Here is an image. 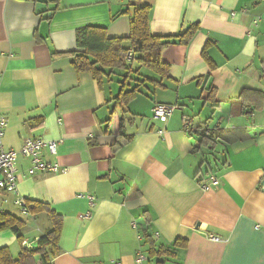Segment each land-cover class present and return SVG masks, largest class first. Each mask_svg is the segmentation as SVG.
Wrapping results in <instances>:
<instances>
[{
	"label": "crops",
	"instance_id": "0c3cea01",
	"mask_svg": "<svg viewBox=\"0 0 264 264\" xmlns=\"http://www.w3.org/2000/svg\"><path fill=\"white\" fill-rule=\"evenodd\" d=\"M132 6H149L151 34L169 42L161 50L168 75L134 70L136 59L128 63L138 91L126 107L123 131L131 141L113 147L108 101L130 77L113 72L98 88L65 54L83 52L75 42L82 28L127 38ZM195 24L194 38L180 45L175 37ZM207 43L214 69L201 57ZM263 63L264 0H0L4 149L19 152L27 137L58 142L56 154L45 157L61 171L26 176L16 186L62 220L57 253L47 250L50 263L264 264V103L244 111L237 99L244 89L264 94ZM156 104L179 109L161 123L151 117ZM16 161L24 173L28 162L19 155ZM209 176L219 185L203 191L200 182ZM6 209L24 223L20 234L28 242L52 230L47 213ZM85 213L90 218L81 220ZM145 235L155 251L175 256L150 258ZM16 237L0 233V248L15 259ZM176 239L186 248L175 249Z\"/></svg>",
	"mask_w": 264,
	"mask_h": 264
},
{
	"label": "trees",
	"instance_id": "16d2710c",
	"mask_svg": "<svg viewBox=\"0 0 264 264\" xmlns=\"http://www.w3.org/2000/svg\"><path fill=\"white\" fill-rule=\"evenodd\" d=\"M132 13L130 24H129V36L125 39H111L106 36V31L103 28H82L76 33V43L77 46L83 49L80 54L78 52H68L65 55L72 56V68L77 73H89L92 75L94 81L96 82L98 88H101L102 79H108L110 74L115 70H128L129 65L123 62L127 52L132 50L136 55L137 65L147 68L148 70L159 75V77H165L168 75V66L163 64L161 60V50L169 44L165 41V38L154 36L150 32L149 20H150V7H134L132 6ZM129 14V10L120 13ZM198 31V25L190 26L184 33L176 38V41L183 46H187L190 41L194 38ZM128 43L129 47H125L124 43ZM209 43L205 45L202 49L201 57L204 62L209 66L210 69H214V64L210 61L207 55V49ZM264 64V63H263ZM118 95L110 99L108 103L112 104L110 118L106 121L110 123L113 120L114 130L113 134L115 136V143L113 147H120L131 141V138L125 135L123 131L125 126L130 119L127 118L126 107L131 101H133L138 91L136 89H131L129 91L125 90L126 79L121 84ZM213 97V92H210V98ZM242 109L248 110H258L264 103V94L250 89H244L241 91L237 98ZM257 103H260L257 104ZM209 140L203 137L201 143L207 144ZM200 143V144H201ZM29 201V200H28ZM32 208L30 209L31 215H37L40 213H47L52 224V230L41 237L37 243L36 247L32 249H25L21 247V251L18 254L17 259L12 256L7 247L0 248V264H51L50 257L47 254L48 248L57 253V245L59 237L62 230V220L54 212H51L48 205L33 202ZM23 222L13 217L9 213L0 214V233L4 231H11L17 237L15 238L19 245L24 239L20 234L23 229ZM145 243L149 246V257H174V253L167 250H157L155 251V243H153L150 235H145ZM186 240L176 239L173 242L175 249L186 248ZM39 257L38 262L36 257ZM157 264H163L162 261L157 262Z\"/></svg>",
	"mask_w": 264,
	"mask_h": 264
},
{
	"label": "built area",
	"instance_id": "2783aa9c",
	"mask_svg": "<svg viewBox=\"0 0 264 264\" xmlns=\"http://www.w3.org/2000/svg\"><path fill=\"white\" fill-rule=\"evenodd\" d=\"M136 58L134 52H127L125 62L129 63ZM179 109L176 105L156 104L151 110L152 119L165 123L168 118ZM7 119L0 115V214L8 213L6 207L11 206L16 209L20 215L29 216L32 203L21 197L18 188V182L26 176H34L40 174H56L61 171V168L56 163H51L46 160L45 152L54 156L57 152L58 142L46 141L42 138L34 139L27 137L23 140L19 152L11 149H4L2 139L4 130L7 128ZM21 156L28 162V167L24 173H20L17 168V158ZM219 185V180L214 176H209L200 182V187L203 191H208L211 188H216ZM11 196V199H8ZM90 204L93 197L88 196ZM81 220L89 219L88 213L78 216ZM141 237V235H140ZM40 238H35L31 242L23 240L21 247L32 249L31 246H36ZM209 239L214 243H220L222 240L216 236L210 235ZM136 263L144 260L141 254H138L135 259Z\"/></svg>",
	"mask_w": 264,
	"mask_h": 264
},
{
	"label": "rangeland",
	"instance_id": "374dc122",
	"mask_svg": "<svg viewBox=\"0 0 264 264\" xmlns=\"http://www.w3.org/2000/svg\"><path fill=\"white\" fill-rule=\"evenodd\" d=\"M138 65H137V63H135L134 65H133V67H132V69H134L135 70V68L137 67ZM114 76H120V77H122V78H124L125 76H129L130 78H129V80H126V83L127 84H129L130 86H127V87H129L128 89H131V88H133V87H135V80L137 79L136 77H137V75H135V73H133V71H129V70H125V69H123V70H115L114 71ZM119 77V78H120ZM119 79V80H123V79ZM113 79H116L115 77H113ZM39 228V230L43 233V231L41 230V228H40V226L38 227ZM41 237H43V236H41ZM41 237H38V238H41Z\"/></svg>",
	"mask_w": 264,
	"mask_h": 264
},
{
	"label": "water",
	"instance_id": "95a60500",
	"mask_svg": "<svg viewBox=\"0 0 264 264\" xmlns=\"http://www.w3.org/2000/svg\"><path fill=\"white\" fill-rule=\"evenodd\" d=\"M261 186H262L261 190L264 192V179L262 180Z\"/></svg>",
	"mask_w": 264,
	"mask_h": 264
}]
</instances>
